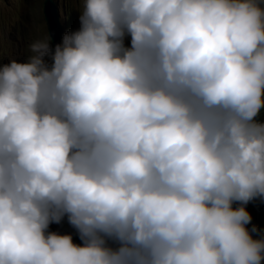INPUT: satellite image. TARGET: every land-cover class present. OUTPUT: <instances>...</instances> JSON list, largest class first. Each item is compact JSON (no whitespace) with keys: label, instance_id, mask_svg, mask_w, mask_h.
Instances as JSON below:
<instances>
[{"label":"clouds","instance_id":"clouds-1","mask_svg":"<svg viewBox=\"0 0 264 264\" xmlns=\"http://www.w3.org/2000/svg\"><path fill=\"white\" fill-rule=\"evenodd\" d=\"M80 3L0 61V264H262L264 0Z\"/></svg>","mask_w":264,"mask_h":264},{"label":"rangeland","instance_id":"rangeland-1","mask_svg":"<svg viewBox=\"0 0 264 264\" xmlns=\"http://www.w3.org/2000/svg\"><path fill=\"white\" fill-rule=\"evenodd\" d=\"M44 0H0V61L10 59L25 60L31 55L29 45L48 35L47 24L43 15ZM59 12L63 34L79 27L80 0H54ZM62 34V35H63ZM62 38V36H61ZM61 41V40H60ZM125 43H128L126 39ZM259 120H264L262 110ZM234 207L237 206L235 203ZM253 224L264 230V200L255 198L245 205ZM49 230L61 234L70 233L75 243H81L77 231L68 223L67 217L59 224H50ZM256 236V233H253Z\"/></svg>","mask_w":264,"mask_h":264},{"label":"water","instance_id":"water-1","mask_svg":"<svg viewBox=\"0 0 264 264\" xmlns=\"http://www.w3.org/2000/svg\"><path fill=\"white\" fill-rule=\"evenodd\" d=\"M43 15L47 24V30L51 36V43L54 46L59 43L63 34L62 24L59 19V12L54 0L43 1Z\"/></svg>","mask_w":264,"mask_h":264},{"label":"trees","instance_id":"trees-1","mask_svg":"<svg viewBox=\"0 0 264 264\" xmlns=\"http://www.w3.org/2000/svg\"><path fill=\"white\" fill-rule=\"evenodd\" d=\"M262 264H264V262H262Z\"/></svg>","mask_w":264,"mask_h":264}]
</instances>
